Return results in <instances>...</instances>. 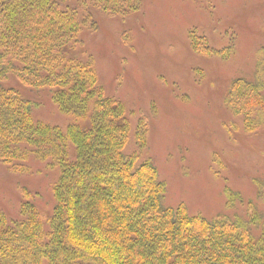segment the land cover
I'll return each mask as SVG.
<instances>
[{"label": "trees", "instance_id": "1", "mask_svg": "<svg viewBox=\"0 0 264 264\" xmlns=\"http://www.w3.org/2000/svg\"><path fill=\"white\" fill-rule=\"evenodd\" d=\"M67 1L0 0V160L25 171L35 154L60 167L47 227L32 202L22 203L20 221L0 212V264H264V211L254 203L229 219L165 204L166 183L152 158L126 151L125 104L105 94L92 55L79 57L82 29L97 27L88 6H63ZM90 1L113 14L139 6ZM195 32L196 53L218 52ZM11 77L49 88L76 122L63 131L36 120L33 102L4 85ZM225 103L245 132L264 126V45L252 73L231 81ZM136 140L144 148L145 127ZM254 183L264 204V178ZM226 194L230 207L245 204L240 193Z\"/></svg>", "mask_w": 264, "mask_h": 264}, {"label": "rangeland", "instance_id": "2", "mask_svg": "<svg viewBox=\"0 0 264 264\" xmlns=\"http://www.w3.org/2000/svg\"><path fill=\"white\" fill-rule=\"evenodd\" d=\"M82 3L97 27L82 29L79 57L92 55L105 94L125 104L126 151L152 158L166 183L165 204H184L207 218H232L248 203L264 211L254 183L264 178V126L245 132L225 103L231 81L252 73L264 45V0H139L136 10L116 14ZM67 5L79 8L77 0ZM193 31L206 34L218 52L196 53ZM4 85L33 102L36 120L63 131L76 122L59 110L49 88L14 77ZM141 127L144 148L136 140ZM23 164L27 170L13 171L0 160V212L20 221L22 203L32 202L47 227L60 167L35 154ZM226 188L245 204L230 207Z\"/></svg>", "mask_w": 264, "mask_h": 264}]
</instances>
